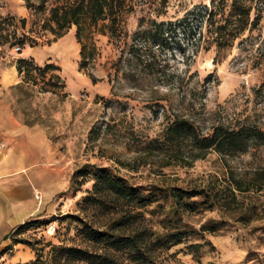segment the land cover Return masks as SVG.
<instances>
[{"label":"rangeland","instance_id":"obj_1","mask_svg":"<svg viewBox=\"0 0 264 264\" xmlns=\"http://www.w3.org/2000/svg\"><path fill=\"white\" fill-rule=\"evenodd\" d=\"M237 3L250 9L242 30L232 0H125L113 32L108 20L84 27L83 61L75 26L61 37L50 30L56 0L28 9L23 25L5 26L7 44L22 40L39 48L36 58L51 49L54 68L43 73L31 64L8 100L20 122L41 126L55 144L68 187L52 213L11 236L19 243L0 264L27 262L40 252L47 257L51 247L102 253L83 224L113 236L144 232L154 264H264V187L256 180L264 171V140L229 155L161 143L175 119L204 136L217 126L242 125L264 134V0ZM178 23L166 41L152 40L159 25ZM80 169L91 175L76 176ZM96 170L159 198L144 208L126 205L93 188ZM172 189L200 193L186 200L198 203L195 210L178 208ZM175 233H185L180 243L161 247ZM130 257L111 252L113 264H135Z\"/></svg>","mask_w":264,"mask_h":264},{"label":"trees","instance_id":"obj_2","mask_svg":"<svg viewBox=\"0 0 264 264\" xmlns=\"http://www.w3.org/2000/svg\"><path fill=\"white\" fill-rule=\"evenodd\" d=\"M27 9L32 10L36 7L37 10H43L46 0H39L37 6L34 5L32 0H23ZM212 2L214 0H211ZM224 0H220L222 3ZM57 6L51 8L50 21L55 27H50V30L56 37L64 35L68 29L73 25L76 27L75 37L78 43L81 44V56L84 60V45L81 43L82 30L84 27H95L99 21L108 20L110 23V32L115 30V26L118 23L119 16L121 15V9L123 8L125 0H56ZM232 9L235 20L238 23L245 21L243 26L247 23L246 19L249 15L250 9L239 5L237 0H232ZM213 13L210 12L208 18L212 17ZM15 18L13 16H0V45H8L10 47L23 46L24 42L18 40L17 42L8 43L7 37L2 35V31L5 30V26L11 25ZM259 21V15L254 19L253 25ZM21 25L25 23V19L19 20ZM226 24V22H225ZM178 25L170 24L165 26L159 25L158 29L154 31L152 40L161 41L167 40V33L173 32L175 34L176 27ZM16 26V25H15ZM226 27V25H223ZM14 27V25H13ZM222 28V27H221ZM165 36V37H164ZM148 40V37L145 38ZM134 47L131 46L129 54L133 52ZM135 51V49H134ZM33 64L32 59L19 60L17 62V71L19 73H27L29 67ZM82 65V63H81ZM37 70L41 72H47L54 67L52 64H45L42 67H37ZM251 140H264V134L255 127L242 125L235 128H224L222 126L214 127L209 135H200L194 126L184 119H175L165 129L162 144L169 145L180 149V145L188 144L192 149L197 150L200 154H204L209 150L222 155L235 154L243 152L247 148ZM201 155H197L199 157ZM76 176L85 178L91 175L85 169H80L75 172ZM92 178L94 180L93 188L97 192H105L113 197L120 199L121 202L132 207L144 208L158 200V196L153 192L143 193L140 189L129 187L125 185L124 181L111 177L104 170H96L92 172ZM256 180L260 182L261 187H264V171L256 174ZM237 189L241 190V187L237 186ZM200 193L195 191L187 192L182 189H172L169 197L174 201L178 208H182L184 211H193L197 207V202L188 203L186 200L198 196ZM121 222V226L125 227L126 222L124 219ZM39 220H31L22 225H18L13 232L9 235L17 236L24 231L39 224ZM82 233L88 240L95 243L102 244L104 246L102 253H92L85 249H79L75 247H51L47 257L40 252L35 255L34 259L17 264H58L60 262L75 263L81 262L83 264H113L111 259V252H121V254H127L135 264H154L152 255L147 252V238L144 232L135 231L130 234H121V236H113L106 232L93 231L83 224ZM185 236V233H175L165 237L164 242L161 243V247L169 248L180 243L181 239ZM8 238V237H7ZM19 243L13 239L12 244L0 251V257L10 251L13 245ZM156 244L160 246L159 238L156 240Z\"/></svg>","mask_w":264,"mask_h":264},{"label":"crops","instance_id":"obj_3","mask_svg":"<svg viewBox=\"0 0 264 264\" xmlns=\"http://www.w3.org/2000/svg\"><path fill=\"white\" fill-rule=\"evenodd\" d=\"M0 16L18 22L27 19L29 11L23 0H0ZM38 49L21 46L16 51L0 45V251L12 244L9 235L18 225L52 213L68 187L67 167L55 144L41 126L20 122L8 100L22 84L19 60L32 59L37 67L48 64L51 49L42 51L43 60L34 55Z\"/></svg>","mask_w":264,"mask_h":264},{"label":"built area","instance_id":"obj_4","mask_svg":"<svg viewBox=\"0 0 264 264\" xmlns=\"http://www.w3.org/2000/svg\"><path fill=\"white\" fill-rule=\"evenodd\" d=\"M20 48L18 46L15 47V50L18 51ZM48 230L51 232V233H54L55 232V226L53 225H49L48 226Z\"/></svg>","mask_w":264,"mask_h":264}]
</instances>
